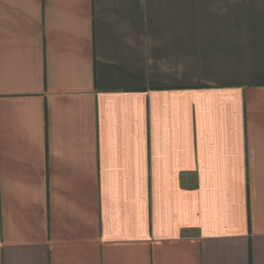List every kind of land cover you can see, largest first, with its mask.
<instances>
[{"label":"crops","instance_id":"1","mask_svg":"<svg viewBox=\"0 0 264 264\" xmlns=\"http://www.w3.org/2000/svg\"><path fill=\"white\" fill-rule=\"evenodd\" d=\"M0 264H264V0H0Z\"/></svg>","mask_w":264,"mask_h":264}]
</instances>
